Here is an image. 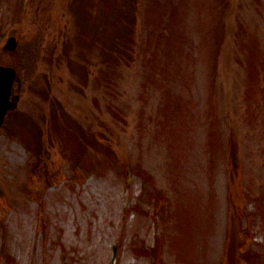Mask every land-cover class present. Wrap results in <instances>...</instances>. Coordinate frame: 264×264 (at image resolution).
<instances>
[{"label": "rangeland", "instance_id": "1", "mask_svg": "<svg viewBox=\"0 0 264 264\" xmlns=\"http://www.w3.org/2000/svg\"><path fill=\"white\" fill-rule=\"evenodd\" d=\"M0 65V264H264V0H0Z\"/></svg>", "mask_w": 264, "mask_h": 264}, {"label": "water", "instance_id": "2", "mask_svg": "<svg viewBox=\"0 0 264 264\" xmlns=\"http://www.w3.org/2000/svg\"><path fill=\"white\" fill-rule=\"evenodd\" d=\"M17 41L15 37L8 40V46L11 49L16 48ZM16 70L12 67L0 66V127L4 121L6 113L15 106L18 97L12 99V87L16 79Z\"/></svg>", "mask_w": 264, "mask_h": 264}]
</instances>
